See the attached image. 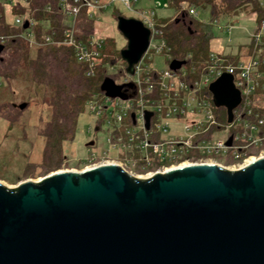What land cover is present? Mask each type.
<instances>
[{
    "label": "water",
    "instance_id": "water-1",
    "mask_svg": "<svg viewBox=\"0 0 264 264\" xmlns=\"http://www.w3.org/2000/svg\"><path fill=\"white\" fill-rule=\"evenodd\" d=\"M116 25L132 75L150 31L133 17L119 15ZM185 63L172 59L168 68ZM101 89L126 97L110 79ZM208 91L231 122L240 103L232 76L221 74ZM0 264H264V155L233 170L198 162L138 178L102 163L14 188L0 182Z\"/></svg>",
    "mask_w": 264,
    "mask_h": 264
},
{
    "label": "built area",
    "instance_id": "built-area-1",
    "mask_svg": "<svg viewBox=\"0 0 264 264\" xmlns=\"http://www.w3.org/2000/svg\"><path fill=\"white\" fill-rule=\"evenodd\" d=\"M0 1L9 8L18 4L26 7L25 11L15 12L11 21L14 27L22 30L9 35L0 34L3 49L11 37L23 40L30 49L64 46L71 50L87 77L95 76L102 65L105 40L94 29L83 32L78 26L80 16L94 21L96 13L119 2L134 12L136 19L149 29L147 49L134 65L133 74L127 75L128 79L114 81L115 84L130 82L133 85L132 95L121 98L102 93V99H99V93H94L85 103V107L96 118L94 133L103 124L108 125L109 129L107 149L93 158L94 162L115 161L122 169L137 177L164 172L184 163L207 160L222 166L220 160L225 158L232 160L227 165L237 169L240 163L250 157V148L258 149V156L264 154V100L260 96L264 89V0H254V10L259 17L255 21L244 59H231L222 53L209 52L202 67L191 70L183 69L182 66L177 70L168 68L171 60L162 33L163 24L153 19L156 10L168 8V3L156 2L148 8H136L135 0H52L53 4L49 0L44 11L59 15L61 22L48 31L36 33L35 10L29 8L28 0ZM182 10L192 17L197 13L196 8L188 6L186 2L180 3L178 11ZM25 21L27 26L24 28ZM161 53L169 60L165 69L158 70L146 64L145 59L150 61ZM223 73L232 76L233 85L240 93V103L232 111L231 122H227L224 108L225 121L213 110L215 106L208 91V85ZM145 112L151 113L148 128H145ZM197 116L201 119H195ZM169 119L178 122L187 119L188 122L183 125L187 134L162 135L168 130ZM236 122V127L232 128ZM222 123L226 124L227 138L213 137L214 130L220 128ZM229 139L231 142L227 145ZM134 167L142 171L134 172Z\"/></svg>",
    "mask_w": 264,
    "mask_h": 264
},
{
    "label": "trees",
    "instance_id": "trees-1",
    "mask_svg": "<svg viewBox=\"0 0 264 264\" xmlns=\"http://www.w3.org/2000/svg\"><path fill=\"white\" fill-rule=\"evenodd\" d=\"M47 1L49 0H28L29 8L35 10L33 16L36 20L34 26L36 33L48 31L59 26L61 22L59 15L44 11ZM167 2L176 9L182 2L196 9H206L213 21L234 16L246 4L253 8L255 6L254 0H167ZM25 10V5L18 4L9 8L0 1V34L9 35L22 30L14 27L11 21H7L6 16ZM119 15L116 13L115 18ZM162 24L163 37L169 47V60H185L189 70L202 67L208 54L206 49L209 48L212 39L211 24L197 21L185 10ZM78 26L85 33L93 31V21L86 20L84 16L79 17ZM107 63L113 61L104 55L102 65L97 69L95 76L87 77L67 47L45 46L30 49L19 38L11 37L6 41L0 53V80L3 85L0 88V95L4 100V106L5 103H12V99L19 98L21 103L26 104L23 109L17 106L19 111L22 112L29 105H33L46 113L47 119L36 134V139L40 142L35 145L36 152L39 153V165L46 172L58 169L57 166L66 156L64 152L66 142L74 139L78 116L84 111L85 103L92 94L96 92L105 94L101 89L105 80H112L116 90L125 96L132 95L133 85L130 82L114 83L124 75L123 71H119L118 74L107 73ZM260 96L264 100V89ZM219 118L223 120L221 115ZM5 120L10 126L11 118L7 117ZM248 153L255 155L257 150L250 148ZM220 161L224 165L232 163L229 158ZM80 163L83 162H76L75 165Z\"/></svg>",
    "mask_w": 264,
    "mask_h": 264
},
{
    "label": "rangeland",
    "instance_id": "rangeland-1",
    "mask_svg": "<svg viewBox=\"0 0 264 264\" xmlns=\"http://www.w3.org/2000/svg\"><path fill=\"white\" fill-rule=\"evenodd\" d=\"M156 2L160 4L164 2L168 3L167 0H135L134 4L136 8H148L154 6ZM196 11L197 13L194 15V18L197 21L211 24L210 32L212 39L209 42V48L206 49L207 53H222L231 59H235L234 57L245 58L244 56L249 49L251 41L250 35L255 21L259 17V14L251 5L246 4L234 16L220 18L217 23H214L210 19L208 10L196 9ZM116 13L124 17H137L134 12L126 9L121 3L115 2L107 7V9L96 13V18L93 21L95 33L105 40L103 54L113 61V63L106 65L110 74H118L125 67V63L121 60L119 53L126 45V40L117 29ZM178 14V9L172 4H168V8H158L153 19L157 23H165ZM13 16L14 14H7V21H12ZM145 62L158 70H163L167 67V60L162 53L156 55L150 61L145 59ZM182 68L189 70L187 64H184ZM128 78L129 76L124 73L117 80ZM2 86L0 80V88ZM96 93H99V99H102V93ZM209 98L211 99V96ZM9 100L11 99L9 98ZM11 102L5 103L4 106V100L2 95H0V182L9 188H14L21 181H36V179L42 178L45 174L52 171L46 172L44 168H41L39 165V153L35 149V145L40 142L36 139V134L38 128L47 119L46 113L33 105H29L28 108L21 112L17 108L18 104L21 103L19 98L12 99ZM213 110L216 113H220L223 118L222 121H225L224 112L221 113V107H213ZM7 117H10L12 121L10 126L8 125V121L5 120ZM195 119H201V117L197 116ZM187 122V119H181L179 122L169 119L168 130L163 132L162 135L184 136L187 132L183 128V125ZM95 124L96 118L85 107L84 111L78 116L74 139L73 141L66 142L64 148L66 156L61 160L56 170L80 171L98 163L99 160L94 162L93 158L98 157L102 154L103 150L107 149L106 141L109 129L108 125L103 124L101 129L94 133ZM222 124L220 128L214 130L213 137L227 138L228 133L225 131L226 124ZM236 125L237 122L232 128H235ZM110 154L115 155L113 152H110ZM218 158L219 160L221 159V157ZM247 159H251V157ZM32 161L37 163H33ZM79 161L83 163L75 165ZM27 163L30 165H27ZM222 166L232 169L230 168L232 166L227 164H222Z\"/></svg>",
    "mask_w": 264,
    "mask_h": 264
},
{
    "label": "bare ground",
    "instance_id": "bare-ground-1",
    "mask_svg": "<svg viewBox=\"0 0 264 264\" xmlns=\"http://www.w3.org/2000/svg\"><path fill=\"white\" fill-rule=\"evenodd\" d=\"M261 156H263V155H261ZM248 158H249V157H248ZM256 158H257V157H255V158H253V159H252V158H251V159H247V158H246V160H244V161L242 162V164H241V163L239 164V168H242V167L246 166L247 164L253 162ZM205 162H206V163H210V164H216V163H215L214 161H212V160H207V161H205ZM102 163H113V164H116L115 161L101 162V163H97V164H102ZM97 164L90 165V166H88V167H86V168H84V169L90 168V167L95 166V165H97ZM184 165H186V164L184 163V164H181L180 166H184ZM230 168H232L231 170L234 169V167H230ZM84 169H83V170H84ZM237 169H238V168H237ZM151 175H152V174L138 175L137 177H138V178H149ZM40 179H41V178L36 179V181H39ZM36 181H34V182H36Z\"/></svg>",
    "mask_w": 264,
    "mask_h": 264
},
{
    "label": "flooded vegetation",
    "instance_id": "flooded-vegetation-1",
    "mask_svg": "<svg viewBox=\"0 0 264 264\" xmlns=\"http://www.w3.org/2000/svg\"><path fill=\"white\" fill-rule=\"evenodd\" d=\"M253 149H255V148H253ZM255 150H257V154H255V155H258L259 154V150L258 149H255ZM254 154L253 153H248V156H250L252 159H253V157L255 158V157H257V156H253ZM261 155H264V154H261ZM249 157V158H250ZM132 170L134 171V172H138L137 170H140V168H137V167H134V168H132ZM151 174V173H150Z\"/></svg>",
    "mask_w": 264,
    "mask_h": 264
}]
</instances>
